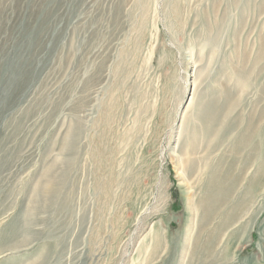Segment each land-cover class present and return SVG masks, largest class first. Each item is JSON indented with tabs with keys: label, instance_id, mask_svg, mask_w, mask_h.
I'll list each match as a JSON object with an SVG mask.
<instances>
[{
	"label": "rangeland",
	"instance_id": "rangeland-1",
	"mask_svg": "<svg viewBox=\"0 0 264 264\" xmlns=\"http://www.w3.org/2000/svg\"><path fill=\"white\" fill-rule=\"evenodd\" d=\"M256 130L264 0H0V264H264Z\"/></svg>",
	"mask_w": 264,
	"mask_h": 264
},
{
	"label": "bare ground",
	"instance_id": "bare-ground-1",
	"mask_svg": "<svg viewBox=\"0 0 264 264\" xmlns=\"http://www.w3.org/2000/svg\"><path fill=\"white\" fill-rule=\"evenodd\" d=\"M214 27H212L210 30L213 31ZM193 99H191L190 103L192 102ZM212 104V102H211ZM207 105V104H206ZM201 108V107H200ZM202 109V108H201ZM218 112L217 109L214 106H210L208 105L207 107H204L200 116H197V120L199 124H204L205 122L211 124V125H216L219 121L218 118ZM196 119V116L195 118ZM249 125V124H248ZM207 127V126H206ZM250 127V126H248ZM251 128V127H250ZM249 130L247 129V132ZM258 131V130H256ZM219 132V131H218ZM246 132V133H247ZM252 132V131H251ZM245 133V134H246ZM197 135V134H196ZM257 135H259L260 137L262 136L261 140H264V135H262V133L260 131L257 132ZM248 136V135H247ZM256 136V135H255ZM70 137V136H69ZM195 137V135H194ZM249 139V137H247ZM256 139V138H255ZM245 140L247 141V139L245 138ZM248 142V141H247ZM262 142V141H261ZM258 148V147H257ZM262 148V147H261ZM197 149V145L194 144L192 145V151L194 152ZM264 149V146H263ZM259 151V150H258ZM261 152V151H260ZM183 153V152H182ZM192 153V152H190ZM263 153V152H262ZM259 154V152H258ZM257 154V155H258ZM264 154V153H263ZM187 155V154H186ZM193 154H190V156L185 157L184 155H182V162L184 163V167L182 169H180V173H179V177L180 180L183 182L182 185L187 186L186 188H188L189 185V180H190V176L191 173L193 171L194 165H196L194 163ZM250 159V158H249ZM250 161V160H249ZM253 161V160H252ZM251 162V161H250ZM252 163V162H251ZM254 165L256 166V170L252 175V178L249 181V186L248 189L244 195V202L248 201L249 199H252L251 201H253L254 198H256L258 196L259 193L262 192L263 186H264V159L262 158V155L259 154L258 157H256V159L254 160ZM252 166V165H251ZM51 172V171H50ZM212 173V172H211ZM216 174V173H215ZM216 176V175H215ZM214 177V176H213ZM225 177V176H224ZM245 177V176H244ZM222 178V177H221ZM229 178V176H228ZM214 179V178H213ZM231 179V178H229ZM228 179V180H229ZM222 179H218L215 178L212 181V185L213 188L208 187L207 190H205V195H203V197L201 198V200L198 202L196 201V203L193 202L194 199V194H192L193 191H189L187 192V208L189 211L191 210H196L198 211V208H202L203 210V219L201 221H205L208 220L211 216H213L214 214L218 213V212H222L221 209L224 206L223 204L226 203L229 199L230 196V192L233 189L232 185H229V183L227 181H220ZM233 180V179H232ZM234 181V180H233ZM237 180H235L236 182ZM226 182V183H225ZM211 183V182H210ZM231 183V182H230ZM236 185V184H235ZM211 188V190L209 189ZM246 188V187H245ZM190 189H194V187L190 188ZM187 190V189H186ZM245 191V190H244ZM39 192L45 193L47 194V196L53 195L55 194L57 191L55 189V183L54 180L50 178V180L44 184L43 186L39 187ZM191 195V196H190ZM255 200V199H254ZM259 200V199H258ZM221 207V208H220ZM216 212V213H215ZM225 213V212H224ZM229 216V215H228ZM201 217V216H200ZM228 218V217H227ZM225 219V225H221V226H226L228 219ZM230 218V217H229ZM233 219V218H232ZM229 222V221H228ZM204 226V225H203ZM229 227V226H228ZM144 244V243H143ZM207 246V245H206ZM200 248V247H198ZM208 248H209V244H208ZM23 250V249H22ZM207 250V249H206ZM207 253V252H206Z\"/></svg>",
	"mask_w": 264,
	"mask_h": 264
}]
</instances>
